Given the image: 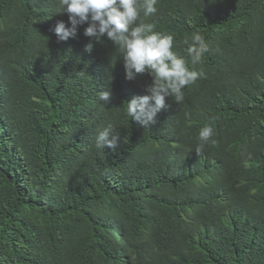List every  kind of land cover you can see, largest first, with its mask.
Masks as SVG:
<instances>
[{"label": "trees", "instance_id": "obj_1", "mask_svg": "<svg viewBox=\"0 0 264 264\" xmlns=\"http://www.w3.org/2000/svg\"><path fill=\"white\" fill-rule=\"evenodd\" d=\"M157 8L145 22L190 68L185 37L209 51L206 78L144 128L125 109L149 74L127 80L87 24L59 41L57 0H0V264H264V0ZM109 124L114 151L95 146Z\"/></svg>", "mask_w": 264, "mask_h": 264}, {"label": "clouds", "instance_id": "obj_2", "mask_svg": "<svg viewBox=\"0 0 264 264\" xmlns=\"http://www.w3.org/2000/svg\"><path fill=\"white\" fill-rule=\"evenodd\" d=\"M58 12L67 13L70 26L59 21L54 33L59 41L76 38L79 26L87 24L84 29L86 37L101 43L106 36L117 46L122 55L125 77L129 81L142 74H149L152 83L145 89L144 95L133 97L127 101L125 114L140 126L147 128L156 123L158 114L171 104L184 101V89L193 85L198 79L206 78L203 68L195 70V65L202 63V58L209 51V46L199 32L185 37L188 57L186 59L174 51V36L156 31L155 24L145 22L147 18L157 14L159 0H57ZM94 43L85 45V51L91 53ZM111 90L102 91L99 100L109 103ZM189 114H186V116ZM214 129L203 127L199 132V141L195 151L200 155L206 144H215L212 139ZM119 135L114 134L111 124L100 130L96 136L95 146L98 149L117 148Z\"/></svg>", "mask_w": 264, "mask_h": 264}]
</instances>
